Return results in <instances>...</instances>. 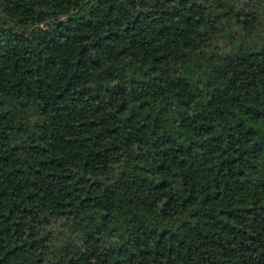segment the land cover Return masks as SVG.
Instances as JSON below:
<instances>
[{
  "label": "trees",
  "instance_id": "1",
  "mask_svg": "<svg viewBox=\"0 0 264 264\" xmlns=\"http://www.w3.org/2000/svg\"><path fill=\"white\" fill-rule=\"evenodd\" d=\"M0 264H264V0H0Z\"/></svg>",
  "mask_w": 264,
  "mask_h": 264
}]
</instances>
